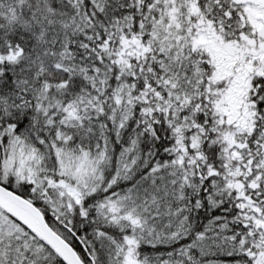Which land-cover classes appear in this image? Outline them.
Returning a JSON list of instances; mask_svg holds the SVG:
<instances>
[{
  "label": "snow or ice",
  "instance_id": "6c2138e0",
  "mask_svg": "<svg viewBox=\"0 0 264 264\" xmlns=\"http://www.w3.org/2000/svg\"><path fill=\"white\" fill-rule=\"evenodd\" d=\"M0 264H264V0H0Z\"/></svg>",
  "mask_w": 264,
  "mask_h": 264
}]
</instances>
